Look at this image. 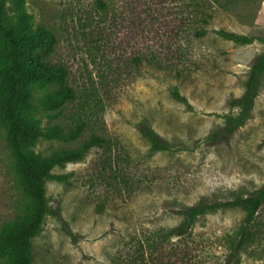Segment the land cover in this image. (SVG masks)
I'll return each instance as SVG.
<instances>
[{
    "label": "rangeland",
    "instance_id": "rangeland-1",
    "mask_svg": "<svg viewBox=\"0 0 264 264\" xmlns=\"http://www.w3.org/2000/svg\"><path fill=\"white\" fill-rule=\"evenodd\" d=\"M99 1L102 6L97 0H0V21L23 48L29 68L45 54L42 30L54 34L47 59L67 65L79 99L88 103L81 114L90 115L100 98L103 107L87 121L110 144L51 167L49 173L60 177L42 179L47 211L30 240L28 264H148L143 260L157 242L156 230L177 226L184 211L264 188V75L248 119L226 138L209 140L238 112L233 102L264 52V0ZM181 14L187 20L177 28ZM87 17L103 36L83 25ZM134 54L141 61L135 63ZM53 89L40 78L23 85L24 125L41 131L72 126L74 106L55 115L60 109L45 103ZM142 122L168 150H151L138 129ZM89 135L87 128L73 140L34 135L25 151L44 161ZM25 205L0 125V234L20 219ZM260 213L264 222V205ZM244 216L240 208L204 212L187 241L172 243L189 250L197 244L193 264H223ZM8 260L4 255L0 264ZM238 264H264V234L240 252Z\"/></svg>",
    "mask_w": 264,
    "mask_h": 264
},
{
    "label": "trees",
    "instance_id": "trees-1",
    "mask_svg": "<svg viewBox=\"0 0 264 264\" xmlns=\"http://www.w3.org/2000/svg\"><path fill=\"white\" fill-rule=\"evenodd\" d=\"M97 4L103 5L99 0H97ZM192 17H195V14ZM186 20V16L181 14L179 23L175 25L177 28L181 27ZM188 20L192 21L191 19ZM83 25L89 28L92 34H100L99 36L104 34L101 27L94 26V22L88 17L85 18ZM218 33L234 42H249V39L244 36H237L224 31ZM42 34L45 38V54H50L54 48V34L44 29ZM45 54L43 53L36 60V68L26 66L23 62V48L15 39L11 29L0 21V63L7 61L6 63L9 64L0 69V125L6 132V149L14 162L22 192L26 197V205L20 219L0 234V257L8 254L7 264H28L30 240L38 233L42 218L47 211L42 179L44 177H60L50 174L49 169L55 165L80 160L93 147L110 148L109 142L103 136L98 135L87 121L91 116L97 115V106L103 107L100 98L95 96V107L90 110V115H84L88 109L87 100L81 101L79 99L76 89L69 80L67 65L63 62L48 60ZM141 59L140 56L134 54L133 61L135 63ZM263 75L264 52L251 67L243 95L233 102V105L238 108V112L235 115L227 116L224 124L209 136V140L218 141L226 138L248 119ZM37 78L42 79L45 83L55 85L52 93H48L45 97L46 104L51 105L52 108L60 109V112L55 115H61V110L68 104L74 106L75 113L71 115L74 117L72 126L64 129L60 124H52L41 131L23 124L20 110L25 95L22 87L26 82ZM84 128L90 130V135L80 146L70 150L53 151L50 158L44 161L39 157H30L25 151V144L27 142L31 144L34 135L49 140H73L81 134ZM138 129L149 141L152 151L169 149L166 141L161 139L146 122L140 123ZM263 205L264 188L255 189L244 196H236L225 201H200L183 212L184 219L177 226L156 230L154 236L157 238V242L151 243V250L148 245L150 251L145 256L147 260L144 259L143 261L148 264H190L189 257L191 256V264H193L192 259L195 258L198 249L197 244H192L191 250H189L186 248V244L183 247H177L176 244L172 243V240L187 241L196 217L204 212L221 208H240L245 212V216L231 237L229 250L223 263L238 264L240 252L264 234V222L260 213ZM150 238L152 236H148L147 240ZM149 243L150 240H148Z\"/></svg>",
    "mask_w": 264,
    "mask_h": 264
}]
</instances>
